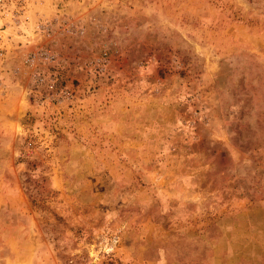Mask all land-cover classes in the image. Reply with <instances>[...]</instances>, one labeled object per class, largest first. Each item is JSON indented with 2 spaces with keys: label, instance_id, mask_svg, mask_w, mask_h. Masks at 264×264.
<instances>
[{
  "label": "rangeland",
  "instance_id": "374dc122",
  "mask_svg": "<svg viewBox=\"0 0 264 264\" xmlns=\"http://www.w3.org/2000/svg\"><path fill=\"white\" fill-rule=\"evenodd\" d=\"M0 264H264V0H0Z\"/></svg>",
  "mask_w": 264,
  "mask_h": 264
}]
</instances>
